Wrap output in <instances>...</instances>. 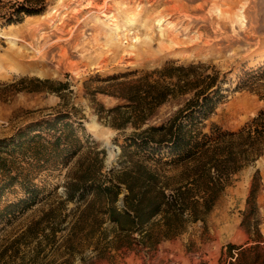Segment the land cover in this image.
Masks as SVG:
<instances>
[{
	"label": "rangeland",
	"instance_id": "obj_1",
	"mask_svg": "<svg viewBox=\"0 0 264 264\" xmlns=\"http://www.w3.org/2000/svg\"><path fill=\"white\" fill-rule=\"evenodd\" d=\"M15 1L0 0V140L63 112L96 149H84L67 167L36 171L41 199L0 223V263L20 264L24 256L36 264L69 258L72 264H264V184L256 168L262 154L227 180L202 219L185 216L170 236L163 235L160 216L131 233L117 232L109 221L86 222L71 246H63L75 203H61L70 169L88 165L97 179L111 178L125 140L175 116L211 77L222 95L204 132L238 131L264 110V78L237 88L244 72L264 67V0H46L40 13L8 24L4 16ZM176 66L186 70L166 72ZM59 82L64 86L53 91ZM149 84L172 91L151 111L150 95L141 96L136 109L123 98L138 89L144 95ZM116 106L122 108L111 111ZM120 191L115 204L124 209L122 184ZM23 195L19 182L5 186L0 209ZM31 222L32 234L23 235Z\"/></svg>",
	"mask_w": 264,
	"mask_h": 264
},
{
	"label": "trees",
	"instance_id": "obj_2",
	"mask_svg": "<svg viewBox=\"0 0 264 264\" xmlns=\"http://www.w3.org/2000/svg\"><path fill=\"white\" fill-rule=\"evenodd\" d=\"M45 2L16 0L11 3L12 12L4 16L5 22H20L24 15L38 14L43 10ZM185 70L183 66H176L166 72ZM263 78L264 67L244 72L237 88H245ZM37 80L41 83L49 82L47 79ZM210 80L203 89L195 92V99H191L175 116L159 125H149L133 132L120 147V168L111 170V178L99 180L92 168L83 164L67 172L65 198L61 203L74 202L75 208L71 212L69 233L62 238L63 246H71L73 235L86 222L89 227L93 224L100 227L109 221L117 232L131 233L142 232L143 227L160 216L165 228L163 235L177 234L185 216L193 221L202 219L211 210L227 180L262 154L264 110L238 131H221L213 127L210 132L203 131L204 121L213 113L222 95L215 78L211 77ZM63 86L64 83L59 82L53 91H59ZM137 91L139 93L134 91V95L123 98L132 100L134 105L132 103L131 107L136 109L141 96L145 99L150 95L153 101L149 103V111L164 102L172 92L168 85L156 91L155 86L150 88V84L144 95H140V89ZM151 102L154 103L151 105ZM120 108L122 106H116L111 111ZM125 122L118 126L125 125ZM89 143L83 140L78 127L63 112L33 121L9 139L0 140V190L19 182L24 194L19 200L7 203L0 209V223L18 217V213L32 208L40 201L42 188L33 178L37 170L44 167H67L84 149H96ZM132 146L133 152L129 151ZM139 150L145 155H138L139 159H134L133 154L140 153ZM98 151L102 156L105 154L103 149ZM257 180L254 177L248 195V203L252 202V212L256 210ZM121 184L126 189L124 209L115 204L121 192ZM94 209L99 215L92 213ZM35 225L31 222L23 235L32 234ZM20 264L36 263L34 258L28 262L22 256ZM66 264H72L70 258Z\"/></svg>",
	"mask_w": 264,
	"mask_h": 264
},
{
	"label": "crops",
	"instance_id": "obj_3",
	"mask_svg": "<svg viewBox=\"0 0 264 264\" xmlns=\"http://www.w3.org/2000/svg\"><path fill=\"white\" fill-rule=\"evenodd\" d=\"M256 168L259 169L260 174V181L262 182V186L264 184V146H263V152L260 159L256 160ZM253 172V171H251Z\"/></svg>",
	"mask_w": 264,
	"mask_h": 264
},
{
	"label": "bare ground",
	"instance_id": "obj_4",
	"mask_svg": "<svg viewBox=\"0 0 264 264\" xmlns=\"http://www.w3.org/2000/svg\"><path fill=\"white\" fill-rule=\"evenodd\" d=\"M161 24L163 23V22H160ZM110 153V155H112V153L111 152H109Z\"/></svg>",
	"mask_w": 264,
	"mask_h": 264
}]
</instances>
